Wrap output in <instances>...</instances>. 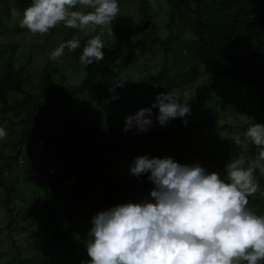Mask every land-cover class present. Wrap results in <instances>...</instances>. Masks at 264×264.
I'll return each instance as SVG.
<instances>
[{
    "label": "trees",
    "instance_id": "trees-1",
    "mask_svg": "<svg viewBox=\"0 0 264 264\" xmlns=\"http://www.w3.org/2000/svg\"><path fill=\"white\" fill-rule=\"evenodd\" d=\"M132 1L117 0L119 7ZM137 1L139 20L118 13L112 26L114 36L103 40L102 61L85 66L79 62L84 47L72 51L86 73L79 83L62 89L51 71L45 69L40 85L34 88L36 92H28L12 105L9 91H22L21 81L11 80V74L0 76V101L3 104L0 122L13 125L11 133L15 154L10 156V163L14 164L16 158L19 165L18 157L23 155L26 160L20 165L30 167L29 171L35 169L37 162L49 170L50 174L44 179L46 193L40 202L46 209L47 222L54 225L45 239L44 252L26 258L13 255L7 264H53V255L60 251L71 256L69 264L89 261L87 252L86 261L82 260L80 249L86 247L90 239L88 232L92 217L118 204L140 202L150 197L154 188L148 180L150 173L137 178L129 175V170L128 176L123 177L119 174V166L132 164L142 147L156 146L157 149L151 153L163 158L165 155L160 149L166 143H170V153L176 152V161L183 164L182 147L192 143L189 138L201 137L215 128L212 116L197 118L198 113L206 107L208 111L212 101L210 107L225 111L231 105L230 92L219 101L215 97L220 93L224 80H230L232 84L242 83L258 93L256 114L260 113L258 123L264 125V0H159L158 4L163 8L161 15L168 21L165 25L174 33L178 18L181 28L189 29L195 37L191 43L193 54L204 65L190 72L178 70L173 73L169 72V55L177 58V62L180 60V39L172 38V34L165 38L152 35L155 24L152 4L156 0ZM15 2L18 10L23 12L33 0ZM132 38L137 39L132 42ZM68 40L70 38L66 37L63 42ZM148 40L151 44L159 43L164 64L158 73L147 74L144 81L159 84L160 93H174L176 88L186 83L195 86V96L188 101L191 113L160 126L155 115L159 109L154 108L153 126L147 132L137 133L133 128L125 133L127 117L155 103L134 96L141 82L133 80L132 76H122L137 61L136 47ZM10 46L14 50L7 60L12 65L22 52H16L18 48L13 42ZM200 75L204 79L196 86ZM118 80H125L124 86L110 92L109 88ZM116 95L118 99L113 100ZM15 117H21L23 121L17 122ZM237 135L240 136L239 133ZM200 139L204 141L202 137ZM41 141L43 145L37 155L35 146ZM258 151L256 146L251 147L248 160H255ZM203 155L204 151L199 149L196 158ZM1 157H4L2 152ZM226 164L218 165L225 167ZM248 166L245 163L244 167ZM10 167L9 164H0V184ZM254 176L257 189H264V176L260 175L259 169ZM6 201V210L12 213L14 209L10 207L9 199ZM248 201V208L255 207L252 211L264 216V197L250 195ZM80 216L82 220H79ZM258 264H264V259Z\"/></svg>",
    "mask_w": 264,
    "mask_h": 264
},
{
    "label": "clouds",
    "instance_id": "clouds-1",
    "mask_svg": "<svg viewBox=\"0 0 264 264\" xmlns=\"http://www.w3.org/2000/svg\"><path fill=\"white\" fill-rule=\"evenodd\" d=\"M119 10L117 0H33L19 26L33 36L47 34L61 22L85 32L90 38L79 62L88 66L104 59L102 37L105 30L108 37L114 36L112 26ZM79 46V40L70 39L56 47L50 58L56 61L65 48L71 52ZM124 81L114 82L109 91L123 87ZM194 96L191 91H185L183 98L170 92L157 94L151 107L127 117L125 133L133 128L147 132L153 126L154 108L159 109L155 115L160 126L186 117L191 113L188 101ZM6 136L0 127V139ZM245 138L256 146L258 155L255 160L242 153L233 155L225 166V178L199 163L136 156L130 174L139 178L150 173L148 180L154 184L150 197L95 214L86 246L90 260L82 264H258L264 259V216L247 205L248 197L257 191L254 172L259 169L264 176V125L250 126ZM233 140L236 148L244 143L239 136Z\"/></svg>",
    "mask_w": 264,
    "mask_h": 264
},
{
    "label": "rangeland",
    "instance_id": "rangeland-1",
    "mask_svg": "<svg viewBox=\"0 0 264 264\" xmlns=\"http://www.w3.org/2000/svg\"><path fill=\"white\" fill-rule=\"evenodd\" d=\"M158 2L159 0H156L152 4L153 22H155L153 25L154 30L151 32L152 35L165 38L172 34V38H179L181 42L179 45L180 60L177 62V58L173 57L172 54L169 55V72L173 73L178 70L190 72L197 67L203 68L204 65H201L199 59L193 54V46H191L195 38L193 34L187 28L182 29L180 20L176 18L177 23L174 33L177 35H175L173 30L165 25L168 21L161 15L163 8L159 6ZM77 7L79 8V6ZM119 9V14L131 15L139 20L140 6L137 0L122 5ZM7 10H10L9 14H7ZM84 11H88V9H84ZM23 13L24 11L18 10L15 0H0V76L11 74L10 79L16 82L21 81L22 86V91L16 89L9 91L8 97L12 105H14L15 100L25 97L28 92H36L34 88L40 85L41 75L45 69L51 71L56 84L62 89L71 87L73 83H79L86 75L75 57H73L72 51L70 52L65 48L64 55L56 61L50 58V53L63 43L66 37L79 40V47L83 48L90 38L89 35L79 29L67 28L61 22L55 28L50 29L47 34L33 36L26 28L19 26ZM98 33L99 29L97 33L92 35ZM110 38L105 30L102 40ZM136 39L132 38L131 41L135 42ZM12 42L18 48L16 52L22 53L11 65L7 57L14 50L10 46ZM158 45L159 43L156 42L151 44L150 40L143 41L142 44L136 47L137 61L133 62L131 68L125 70L122 74L123 77L132 76L133 80L141 82L134 96L136 95L143 100L156 101L157 94L160 93L159 84L152 85L150 82L144 81L147 74L150 72L158 73L164 64V58ZM199 77L195 83L196 86L201 84L204 79L202 75ZM195 88L190 83H186V85L176 88L174 94L183 96L185 91L194 93ZM227 92L232 94V102L227 111L219 107H210L213 104L212 101L209 103L208 111H206V107L197 115V118L212 116L215 124L214 131L203 134L201 137L204 141L200 139V136L190 137L189 140L192 143H187L188 146L185 144L182 147L183 164L199 163L208 172H217L221 178L226 177L225 167L218 164L228 163L233 155L239 157L241 153L247 159L250 158L249 150L255 145L245 138V130L258 123L260 116V113L256 114L259 97L256 91L249 89L248 86L242 83L232 84L230 80H224L220 93H217L215 97L219 101ZM84 102L82 100L83 105ZM2 107L3 104L0 101V110H2ZM12 114L11 112L10 116ZM15 120L17 122L23 121L21 117H15ZM228 126L235 129L231 130ZM247 126L249 127L246 129ZM0 127H3L7 132V136L0 139V152L4 154V157L0 158V164L4 163L11 166L5 180L0 184V264H7L13 255L26 258L44 252L46 250L45 239L50 235L54 225L53 222H47L46 209L40 202L46 193L44 179L50 174L49 170L42 163L37 162L35 169L29 171L30 167L20 165L26 160L23 155L18 157L19 165L16 158L14 164H11L10 156L15 154L14 139L11 133L13 125L5 121L0 122ZM241 131H244V134ZM235 136H239L244 142L239 148L235 146L233 140ZM169 144L166 143L160 151H163L165 156H170L176 160L177 154L175 151L170 153ZM39 145L42 146L43 144ZM155 149H157L156 146H150L147 149L142 147L138 156L158 157L159 155L151 153ZM199 149L204 151V155L196 158ZM37 152L40 153L39 148ZM130 166V163L125 167L119 166V174L125 177L130 170ZM129 175L131 174L129 173ZM150 186L154 187L151 181ZM252 196L264 197V189L258 188ZM7 198L10 207L14 209L12 213L6 210ZM79 208L84 209L83 205H79ZM254 208L251 207L250 209L254 210ZM79 220H82V216L79 217ZM80 252L82 260L86 261L87 248L81 247ZM70 259L71 256L66 251H60L53 255V264H69ZM242 264L247 263L242 262Z\"/></svg>",
    "mask_w": 264,
    "mask_h": 264
},
{
    "label": "bare ground",
    "instance_id": "bare-ground-1",
    "mask_svg": "<svg viewBox=\"0 0 264 264\" xmlns=\"http://www.w3.org/2000/svg\"><path fill=\"white\" fill-rule=\"evenodd\" d=\"M42 142V141H41ZM40 144V143H39ZM40 147V145H36L35 146V149L37 150L38 148ZM37 155H38V152H37ZM20 160V159H19Z\"/></svg>",
    "mask_w": 264,
    "mask_h": 264
},
{
    "label": "built area",
    "instance_id": "built-area-1",
    "mask_svg": "<svg viewBox=\"0 0 264 264\" xmlns=\"http://www.w3.org/2000/svg\"><path fill=\"white\" fill-rule=\"evenodd\" d=\"M40 144H42V142H40ZM22 162V161H21Z\"/></svg>",
    "mask_w": 264,
    "mask_h": 264
}]
</instances>
